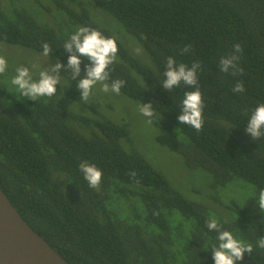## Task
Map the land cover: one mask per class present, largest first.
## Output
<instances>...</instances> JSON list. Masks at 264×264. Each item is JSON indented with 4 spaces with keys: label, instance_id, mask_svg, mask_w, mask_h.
I'll list each match as a JSON object with an SVG mask.
<instances>
[{
    "label": "trees",
    "instance_id": "obj_1",
    "mask_svg": "<svg viewBox=\"0 0 264 264\" xmlns=\"http://www.w3.org/2000/svg\"><path fill=\"white\" fill-rule=\"evenodd\" d=\"M13 1L0 0L2 43L43 53L47 42L49 56L67 63L63 44L80 26L116 39L117 59L108 82L123 80L120 92L151 102L152 120L181 135L176 149L188 166L210 176L213 187L235 178L255 186L253 196L231 206L232 219L217 220L236 239L253 245L237 264H264V249L257 247L264 236V213L255 206L264 188V137L253 141L245 132L252 109L264 102V0H53L63 15L50 24ZM97 7L127 36L119 37L86 13ZM11 8L8 15L5 10ZM237 43L243 73L233 76L219 70V61ZM188 45L190 50L182 53ZM169 56L189 67L200 62L204 123L199 132L177 120L184 93L192 89L183 83L172 91L162 87ZM238 81L245 88L240 93L232 90ZM11 89L0 84V187L70 264H214L211 249L219 241L207 229L212 217L206 207L187 199L133 149L117 121L65 109L53 96L33 101ZM79 96L73 88L64 92V100ZM82 160L102 171L98 189L83 178Z\"/></svg>",
    "mask_w": 264,
    "mask_h": 264
},
{
    "label": "clouds",
    "instance_id": "obj_2",
    "mask_svg": "<svg viewBox=\"0 0 264 264\" xmlns=\"http://www.w3.org/2000/svg\"><path fill=\"white\" fill-rule=\"evenodd\" d=\"M42 48V55L49 57L52 53L50 45L45 42ZM190 48L191 45L186 46L182 53H187ZM63 49L69 53L67 65L62 64L60 59L57 58L55 64L48 63L47 68L43 67L39 70L37 79H33V74L28 66L21 65L16 68L11 84L18 88L21 96L33 101L40 97L54 96L57 93L60 78L64 77L61 76L60 69L63 67L71 69L70 77L75 80L80 75L81 64L85 60L87 61L84 68L86 75L76 85L81 100L89 101L94 87L98 84L100 85L99 90L104 93L111 91L117 95L120 94L125 81L116 79L111 80V83L108 82L111 76L110 65L115 63L118 53V45L114 37L105 36L98 29L90 26H80L64 42ZM141 51L142 49L139 47L135 49L137 54ZM241 52V45L239 43L235 44L233 52L220 58L219 70L224 73L230 72L233 76L242 74L243 69L238 65ZM32 67L35 68L36 65H32ZM200 67L199 61L193 62L189 67L183 62L177 63L175 57L169 56L165 62L164 79L161 83L163 89L169 91L179 87L181 83L192 89L184 93L177 120L179 125H189L197 132L202 129L204 123L202 115L204 101L197 76ZM6 68L7 60L0 56V74L4 73ZM232 90L237 93L243 92L245 90L243 82L238 81ZM137 107L139 112L147 118L145 122L151 125L153 123L152 118L155 115L153 104L151 102L140 103ZM245 132L250 135L253 141L264 137V102L257 104L252 109L246 123ZM78 167L89 187L98 189L102 180V171L87 160H82ZM130 176L135 179L136 173L131 172ZM255 206L259 212L264 213V188L259 190ZM206 226L209 231L217 233V240L219 241L218 246H213L211 249L214 264H237L238 261L243 260L245 252L248 254L253 252L251 243L244 244L236 239L233 233L224 229L216 218L206 220ZM257 247L264 249V236L258 239Z\"/></svg>",
    "mask_w": 264,
    "mask_h": 264
},
{
    "label": "rangeland",
    "instance_id": "obj_3",
    "mask_svg": "<svg viewBox=\"0 0 264 264\" xmlns=\"http://www.w3.org/2000/svg\"><path fill=\"white\" fill-rule=\"evenodd\" d=\"M12 3L24 6L41 22H52L53 18L61 21V15L59 14L61 12L53 5V0H17L16 4L15 1ZM48 8H51L50 13L47 12ZM5 11L8 15H12V8ZM86 13L98 21L105 22L108 27L113 28V31L119 37L121 33L127 36L121 26L112 17L106 16L108 14L100 8L97 7L93 14L88 10H86ZM109 21H113L118 28L113 27ZM0 56L7 60L5 75L3 74L4 78L0 79V84L12 88L11 90L20 97L23 96L20 95L18 88L11 84V79L15 75L17 67L21 65L28 66L33 74V79H37L41 68H47L48 63L55 64L57 61L56 58L45 57L35 50L2 42H0ZM60 62L67 65L66 62ZM32 65H36V67L33 68ZM70 73L71 69L66 67L60 69L61 76L66 77L68 80L61 77L60 83L57 85V93L53 97H56L58 104L68 110L81 108L83 111H89L90 114L95 116L100 113L102 116L117 121L130 137L133 149L143 153L151 164L162 172L187 199L205 206L212 218L232 219L234 212L231 206L236 202L241 204L255 194V186L241 178H235L226 186L213 187L210 176L201 168L188 166L184 157L176 149L175 141L178 138L181 140V135L176 130L164 129L154 121L151 125H148L145 122L147 118L138 110L137 106L140 102L129 98L122 92L119 95L111 91L104 93L99 90L100 85L98 84L94 87L93 94L87 102L81 100V96L77 99L72 98L73 100H64L66 89L73 88L79 93L76 85L86 75V72L81 69L80 75L72 80ZM87 107L93 109L89 110Z\"/></svg>",
    "mask_w": 264,
    "mask_h": 264
},
{
    "label": "water",
    "instance_id": "obj_4",
    "mask_svg": "<svg viewBox=\"0 0 264 264\" xmlns=\"http://www.w3.org/2000/svg\"><path fill=\"white\" fill-rule=\"evenodd\" d=\"M0 264H70L28 224L1 187Z\"/></svg>",
    "mask_w": 264,
    "mask_h": 264
}]
</instances>
